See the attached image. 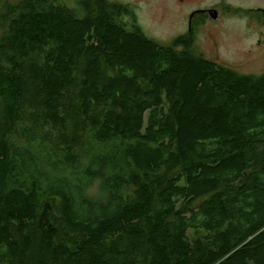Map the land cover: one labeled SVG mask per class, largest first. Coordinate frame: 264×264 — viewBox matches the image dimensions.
I'll use <instances>...</instances> for the list:
<instances>
[{
  "label": "trees",
  "instance_id": "16d2710c",
  "mask_svg": "<svg viewBox=\"0 0 264 264\" xmlns=\"http://www.w3.org/2000/svg\"><path fill=\"white\" fill-rule=\"evenodd\" d=\"M0 264H264V74L129 5L0 0Z\"/></svg>",
  "mask_w": 264,
  "mask_h": 264
},
{
  "label": "rangeland",
  "instance_id": "374dc122",
  "mask_svg": "<svg viewBox=\"0 0 264 264\" xmlns=\"http://www.w3.org/2000/svg\"><path fill=\"white\" fill-rule=\"evenodd\" d=\"M131 6L143 33L162 44L172 41L184 24L173 0H108ZM224 8L239 7L224 13L216 24H207L196 37V47L210 60L242 75L264 74V24L246 17L241 9L264 7V0H202ZM73 5L72 3H70ZM238 12V13H237ZM176 17V24L172 18Z\"/></svg>",
  "mask_w": 264,
  "mask_h": 264
},
{
  "label": "flooded vegetation",
  "instance_id": "af4514ba",
  "mask_svg": "<svg viewBox=\"0 0 264 264\" xmlns=\"http://www.w3.org/2000/svg\"><path fill=\"white\" fill-rule=\"evenodd\" d=\"M175 6L179 10L178 16H181L180 23L184 24L183 30L178 32V35H172V40L178 37H184L188 42H193L196 45V37L198 36L200 30L207 26V24H216L220 21V18L224 13H229L230 10L239 9V7H233L227 4L224 8L216 7L212 3H204L202 0H173ZM247 11L246 13H254V11H259L260 16H264V7L260 6L258 9H241ZM217 11L218 18L216 20L212 19V12ZM246 16V15H245ZM249 17L252 21L257 22L250 14ZM258 23V22H257ZM172 24H176V17L172 18ZM258 24H263L259 22Z\"/></svg>",
  "mask_w": 264,
  "mask_h": 264
},
{
  "label": "water",
  "instance_id": "95a60500",
  "mask_svg": "<svg viewBox=\"0 0 264 264\" xmlns=\"http://www.w3.org/2000/svg\"><path fill=\"white\" fill-rule=\"evenodd\" d=\"M212 13H214V14H212V19L213 20H216L217 18H218V14H217V11H214V12H212Z\"/></svg>",
  "mask_w": 264,
  "mask_h": 264
}]
</instances>
